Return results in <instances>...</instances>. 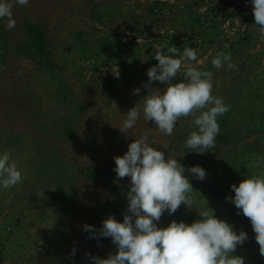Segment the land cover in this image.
Returning a JSON list of instances; mask_svg holds the SVG:
<instances>
[{"label":"rangeland","instance_id":"rangeland-1","mask_svg":"<svg viewBox=\"0 0 264 264\" xmlns=\"http://www.w3.org/2000/svg\"><path fill=\"white\" fill-rule=\"evenodd\" d=\"M252 8L251 0L14 4L15 28L0 20V153L10 151L25 178L0 189V264H94L89 255L115 254L110 237H94L83 226L98 232L109 216L123 222L130 178H118L114 157L142 135L185 167L201 206L208 204L237 234L247 233L232 254L245 264H264L249 218L226 199L235 195L233 184L264 171V40ZM161 44L180 53L197 49L200 63L185 64L213 73L212 94L230 107L217 118L215 149L200 154L185 147L197 130L192 117L180 118L171 136L144 120L149 93L143 85ZM220 52L231 53L235 69L212 65ZM183 71L173 83L183 80ZM152 87L166 85L153 81ZM136 105L141 116L125 135L119 127ZM197 165L206 170L204 180L187 171ZM200 218L195 206L181 204L172 215L165 211L157 226Z\"/></svg>","mask_w":264,"mask_h":264},{"label":"clouds","instance_id":"clouds-1","mask_svg":"<svg viewBox=\"0 0 264 264\" xmlns=\"http://www.w3.org/2000/svg\"><path fill=\"white\" fill-rule=\"evenodd\" d=\"M29 2L0 0V20L6 19L7 30L16 26L14 4L28 6ZM251 3L255 25L260 39L264 40V0H251ZM153 55L158 64L148 69V83L143 85L149 93L143 97L144 120L152 121L159 133L171 136L180 118L192 117L197 130L189 133L185 147L200 154L215 149L220 132L217 118L230 107L222 97L212 94L213 73L185 64V61L200 63L198 51L192 47H185L180 53L175 46L155 45ZM211 63L216 69L225 64L228 69L236 67L230 52L218 53ZM182 68L183 80L173 83ZM112 73L119 77L117 67ZM153 81L166 87L153 88ZM139 92V88L134 90V94ZM140 116L141 108L136 105L128 111L119 130L127 135ZM162 147L167 149L168 145ZM114 160L118 178H130L129 203L122 223L109 216L98 232L90 225L83 226L94 237H110L117 248L115 254L105 259L89 255L94 264H245L243 257L232 253L248 239L247 233L241 230L237 234L232 225L218 219L206 199V207L195 200L192 184L184 174L186 169L177 159L170 155L166 159L164 151L151 146L147 136L142 135L129 144L123 156H115ZM187 171L198 180L206 177V170L198 165ZM24 178L10 151L0 153V189L10 190ZM231 188L235 195L226 199L249 218L260 254L264 256V171L253 173ZM181 204L190 209L195 206L201 218L191 224L173 220L167 227L157 226L165 211L172 215Z\"/></svg>","mask_w":264,"mask_h":264}]
</instances>
